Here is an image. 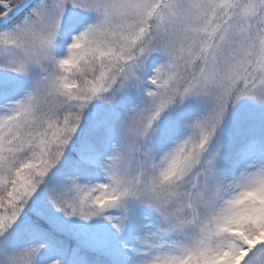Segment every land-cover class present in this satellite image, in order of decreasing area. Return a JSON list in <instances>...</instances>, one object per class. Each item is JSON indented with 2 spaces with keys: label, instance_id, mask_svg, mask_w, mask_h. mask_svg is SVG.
I'll use <instances>...</instances> for the list:
<instances>
[{
  "label": "snow or ice",
  "instance_id": "6c2138e0",
  "mask_svg": "<svg viewBox=\"0 0 264 264\" xmlns=\"http://www.w3.org/2000/svg\"><path fill=\"white\" fill-rule=\"evenodd\" d=\"M0 72V99L24 89L0 113V264H37L52 208L118 231L150 210L131 264H264V157L241 167L264 151V0H0ZM245 101L232 162L213 141Z\"/></svg>",
  "mask_w": 264,
  "mask_h": 264
},
{
  "label": "rangeland",
  "instance_id": "374dc122",
  "mask_svg": "<svg viewBox=\"0 0 264 264\" xmlns=\"http://www.w3.org/2000/svg\"><path fill=\"white\" fill-rule=\"evenodd\" d=\"M70 40L71 35L66 33L65 36L58 43L56 50L58 56H63L66 54L67 43H69ZM5 75H7L9 78H16L14 74H5L3 72H0V77H4ZM23 92L24 89L17 90L16 92L10 94L8 100L18 99L21 95H23ZM8 100L0 99V113L4 111L3 104L7 103ZM203 104V101H188L184 106H181L178 110L191 119L201 114V112L203 111ZM258 111V106H256L250 101H245L236 105V107L231 111V113L227 117L225 131L217 133V137L213 141V150L216 147H219L222 143H224L225 146L222 149V152L225 154V156L228 151L232 152V154H236V148H238V145H241V143L239 141L234 144L227 143V132L234 129L238 130L248 114L258 113ZM167 119V115L162 117V120L164 122H166ZM159 135L160 133L158 128L157 151L161 150ZM179 138L180 136H172L166 141L163 147L166 149L167 147L171 146L172 142L175 139ZM110 151L111 146L109 148V152ZM261 157H264V152L261 151L259 146H249L247 158L243 161L241 167H243L245 164L252 163L254 160L260 159ZM234 158L235 156H233L232 159ZM100 173L101 176H89L90 174H82L79 182L82 184L99 182L104 178L102 171H100ZM129 206L131 207V205ZM109 214L123 215V211L122 209H113L110 210ZM51 215L52 220L46 221L49 223L48 225H50L55 230V232L60 231L58 233H62L63 231H65V233L68 234V236L72 240H74L76 248L71 251L73 257H80V253L82 252L79 248L83 247H89L90 249L92 248V253L97 256H102L106 254L109 255L111 253V250H114L117 252V259L118 262L121 264H123L122 262L124 260L131 264L129 258H136V254L134 253L133 249L143 250V246L139 243L137 237L147 233L148 221H146L145 218L147 217L150 221L153 219V222H155L154 214L146 208H138L135 214H129L128 219L125 220L123 231H118L116 228L113 227V224L104 217H97L91 221H84L79 218L66 217L62 213H59L57 211L55 212V214ZM36 242L45 245V247L41 250L40 254L38 255V258L42 257L45 253L49 255V258L47 260L43 262L37 261V264H51L53 260H59L58 257L55 255L56 249L54 248L53 244H50L48 242ZM83 260V258H80L81 264H88Z\"/></svg>",
  "mask_w": 264,
  "mask_h": 264
},
{
  "label": "trees",
  "instance_id": "16d2710c",
  "mask_svg": "<svg viewBox=\"0 0 264 264\" xmlns=\"http://www.w3.org/2000/svg\"><path fill=\"white\" fill-rule=\"evenodd\" d=\"M242 146L238 145V148ZM109 147V146H108ZM236 148V150L238 149ZM233 156H236V154H232V152L228 151L226 154V157L229 161L234 162ZM222 164L225 163V161H221ZM98 173L97 171L93 174ZM74 175H79V177L82 176L80 173H73ZM60 187H63L62 184L59 185ZM46 196V194H45ZM55 209H51V214H55ZM47 221V220H46ZM44 221V224L41 226V232L43 233L42 235L32 238L36 240L37 238L43 239L48 241L49 243H52L58 250V255L61 258V261L63 264H79V260L77 258L72 257V250L75 247V242L72 240L68 234L63 231L62 233L55 232V230L48 225L49 223ZM32 239H30L29 242H32ZM92 249V248H91ZM91 249L89 247H83L81 250L85 255L87 256V263L88 264H121L118 262L117 259V252L114 250H111V253L109 255H102V256H97L92 253Z\"/></svg>",
  "mask_w": 264,
  "mask_h": 264
}]
</instances>
